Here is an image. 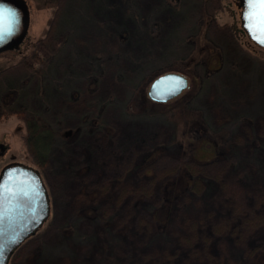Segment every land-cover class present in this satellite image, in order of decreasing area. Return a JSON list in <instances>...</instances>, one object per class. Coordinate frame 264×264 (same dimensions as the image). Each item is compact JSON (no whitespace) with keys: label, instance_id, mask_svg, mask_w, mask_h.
Returning a JSON list of instances; mask_svg holds the SVG:
<instances>
[{"label":"rangeland","instance_id":"obj_1","mask_svg":"<svg viewBox=\"0 0 264 264\" xmlns=\"http://www.w3.org/2000/svg\"><path fill=\"white\" fill-rule=\"evenodd\" d=\"M24 1L29 10L28 32L17 50L0 53V112L13 110L0 115V144L5 147L0 171L13 162L36 170L46 189L50 213L12 253L8 264H103L109 229L114 235H126L124 246L140 257V252L154 247L141 244L133 233L145 235L141 225L145 204L156 197L157 184L175 169L177 154L170 145L171 126L137 114L136 107L131 113L125 110V81L138 66L144 68L141 76L145 80L153 67L180 70L173 73L187 79L186 90L195 106L213 126L232 131L245 152L248 140L255 136L264 140V50L242 30L235 0H192L188 11L176 8L182 0H169L166 8L161 5L163 0ZM58 4L55 24L49 29ZM201 9L208 18L205 36L214 37L217 49H204L191 64L180 65L174 62L176 56L187 45L193 51L197 47L194 39L187 44L182 40L204 22ZM147 20L160 24L155 35L143 30ZM133 36H137L135 43L130 39ZM40 39H44L41 66L36 70L17 66ZM148 41L151 53L142 65V48ZM97 70H101L100 83L94 86L90 76ZM117 71L129 72L123 76L126 80L113 78ZM95 112L103 123L101 129L83 124L89 120L84 116L93 117ZM34 115L68 132L66 138H55L44 168L33 163L23 140V120ZM80 127L84 129L71 134ZM157 144L165 145L164 152L154 154L146 170L137 167ZM198 146V158L209 161L211 153ZM207 167L226 176L228 162ZM218 171L212 169L210 174L219 176ZM91 204L99 206L104 215L116 214L113 225L101 227L81 217L80 209ZM177 214L179 221L188 212L180 208ZM66 225L70 229L65 230ZM171 246L176 249L174 243ZM245 247L248 253L264 250V227L255 235L253 231ZM179 249L173 264H221L220 249L213 258L195 260L187 259L185 250Z\"/></svg>","mask_w":264,"mask_h":264},{"label":"trees","instance_id":"obj_2","mask_svg":"<svg viewBox=\"0 0 264 264\" xmlns=\"http://www.w3.org/2000/svg\"><path fill=\"white\" fill-rule=\"evenodd\" d=\"M166 1L163 0L164 3L161 4L164 8L168 7V5L164 6L165 4H170L169 0ZM182 1V4L176 5V8L188 11L187 9L192 6L190 4L192 0ZM60 5L55 8L56 11L54 9L55 13L49 29L55 24ZM199 14L204 22L192 36L189 35L190 32L184 34L182 40L187 44L188 39H194L197 47L193 51L192 45H187V48L176 56L174 62L180 61V65L191 64L195 58L201 56L204 49L207 51L217 49L214 37L205 36L208 31L206 12L201 9ZM147 23V27L142 26L143 30L155 35L160 24L153 20H147ZM49 33L50 30L48 35ZM136 38L137 36H133L130 39L135 43ZM43 44L44 39H40L29 55L20 60L17 66L38 69L43 62L42 59L44 60ZM143 45L142 52L145 53L141 64L145 62L144 60L148 61L147 55L151 53L149 41ZM36 64H38L37 68L34 67ZM143 69L138 66L130 74L131 79L127 83L125 81L128 98L124 101V108L131 113L136 107L137 114L161 119L172 127L170 145L177 154V165L167 178L157 184L156 197L145 204V221L141 224L145 235L133 233L135 236L138 235L141 244L154 248L143 250L140 252V257L135 256L124 246V243H127L126 235L122 237V234L114 235L113 229L105 230V241L109 247L103 264H173L172 260L178 256L179 248L185 250L184 256L189 260L213 258L219 254L216 251L220 249L218 258L221 264H264V250L250 253L245 251L253 231L255 235L264 227V140L257 136L253 137L245 145V152H242L235 142L232 131L225 126L219 128L213 126L205 118L202 110L195 106L188 90L164 103L151 101L147 95L151 82L161 75L180 70L164 68L165 70L159 71L153 67L149 80H145L141 76ZM100 71L97 70L93 78L90 76L91 84L94 86L100 83ZM127 74L129 72L125 73ZM125 75L117 71L113 74V78L123 82L126 80L123 77ZM1 113H13V110H4L0 115ZM97 113L95 112L93 117L84 116L89 120L83 121V124L101 129L103 123ZM23 124L25 129L23 140L27 153L37 167L44 168L52 154L55 138L57 136L66 138L68 132L58 131L49 119L41 115L26 118ZM80 129L83 130L84 127L71 130V134L78 133ZM197 145L203 151L208 150L211 153L209 161L198 158ZM246 148L250 152H247ZM165 149L164 144H157L147 152L137 167L146 170L148 161L154 157V154L160 155ZM219 162H228L226 176L212 168L221 175L213 176L210 174L212 169H207V166ZM140 200L143 202L142 199ZM180 208L185 209L188 214L178 221L177 211ZM79 214L101 227L113 225L116 215H104L99 206L95 207L92 204L82 207ZM69 227L70 225H66L65 230L70 229ZM127 229L130 234L132 232L130 226ZM172 237L178 241L172 242ZM172 243L175 244L176 249H172Z\"/></svg>","mask_w":264,"mask_h":264},{"label":"water","instance_id":"obj_3","mask_svg":"<svg viewBox=\"0 0 264 264\" xmlns=\"http://www.w3.org/2000/svg\"><path fill=\"white\" fill-rule=\"evenodd\" d=\"M240 10V25L248 39L264 50V36L250 29L246 19L250 0H235ZM0 10L14 13L0 19V53L17 50L29 27V10L24 0H0ZM176 80L183 85L177 88ZM188 88L185 77L167 73L154 79L148 89V98L164 103L181 95ZM5 147L0 144V156ZM50 213L45 186L36 170L13 162L0 171V264H8L12 253L43 225Z\"/></svg>","mask_w":264,"mask_h":264},{"label":"snow or ice","instance_id":"obj_4","mask_svg":"<svg viewBox=\"0 0 264 264\" xmlns=\"http://www.w3.org/2000/svg\"><path fill=\"white\" fill-rule=\"evenodd\" d=\"M14 15V13L7 12L6 10H0V19ZM246 19L251 30H254L255 33L264 36V0H250L249 11ZM6 31H9L7 27L0 28V33ZM182 85V80H176L177 88Z\"/></svg>","mask_w":264,"mask_h":264}]
</instances>
